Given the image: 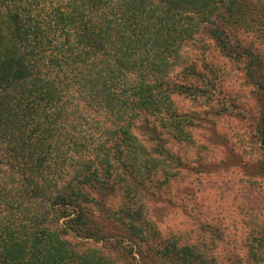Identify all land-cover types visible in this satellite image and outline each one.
<instances>
[{
	"label": "trees",
	"instance_id": "trees-1",
	"mask_svg": "<svg viewBox=\"0 0 264 264\" xmlns=\"http://www.w3.org/2000/svg\"><path fill=\"white\" fill-rule=\"evenodd\" d=\"M253 28L264 0H0V264H103L66 237L103 239L91 198L114 164L149 162L140 135L185 133L172 97L198 90L176 81L184 48L208 34L249 56L236 35Z\"/></svg>",
	"mask_w": 264,
	"mask_h": 264
},
{
	"label": "rangeland",
	"instance_id": "rangeland-1",
	"mask_svg": "<svg viewBox=\"0 0 264 264\" xmlns=\"http://www.w3.org/2000/svg\"><path fill=\"white\" fill-rule=\"evenodd\" d=\"M236 38L249 56L228 58L208 34L186 45L176 74L186 66L190 73L176 81L198 91L172 97L185 133L169 126L157 141L140 135L149 162L135 175L114 164L108 188L89 205L103 239L71 232L77 256L103 264H264V29ZM173 245L189 248L188 256Z\"/></svg>",
	"mask_w": 264,
	"mask_h": 264
}]
</instances>
